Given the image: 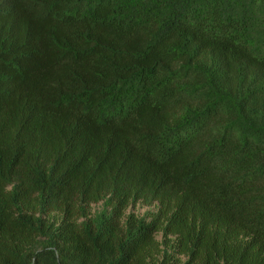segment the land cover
I'll list each match as a JSON object with an SVG mask.
<instances>
[{
	"label": "trees",
	"instance_id": "16d2710c",
	"mask_svg": "<svg viewBox=\"0 0 264 264\" xmlns=\"http://www.w3.org/2000/svg\"><path fill=\"white\" fill-rule=\"evenodd\" d=\"M0 264H264V0H0Z\"/></svg>",
	"mask_w": 264,
	"mask_h": 264
},
{
	"label": "rangeland",
	"instance_id": "374dc122",
	"mask_svg": "<svg viewBox=\"0 0 264 264\" xmlns=\"http://www.w3.org/2000/svg\"><path fill=\"white\" fill-rule=\"evenodd\" d=\"M101 204H99V205H95V209H99V208H101ZM134 210L136 211V212H140V213H143L145 210H146V207H142V206H137L136 208H134Z\"/></svg>",
	"mask_w": 264,
	"mask_h": 264
}]
</instances>
